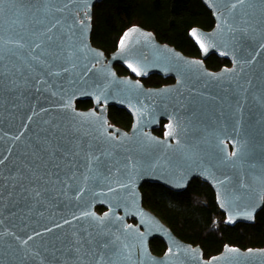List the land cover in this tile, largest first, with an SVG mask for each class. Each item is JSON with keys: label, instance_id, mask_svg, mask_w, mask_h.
Returning <instances> with one entry per match:
<instances>
[{"label": "water", "instance_id": "1", "mask_svg": "<svg viewBox=\"0 0 264 264\" xmlns=\"http://www.w3.org/2000/svg\"><path fill=\"white\" fill-rule=\"evenodd\" d=\"M102 1L0 0V264H264V247L227 244L205 257L141 191L183 192L201 180L227 225L255 224L264 208V0H202L215 25L190 30L200 57L140 25L107 55L92 43ZM212 55L230 65L208 68ZM152 75L174 82L148 87ZM111 107L131 115L129 130L112 123Z\"/></svg>", "mask_w": 264, "mask_h": 264}, {"label": "trees", "instance_id": "2", "mask_svg": "<svg viewBox=\"0 0 264 264\" xmlns=\"http://www.w3.org/2000/svg\"><path fill=\"white\" fill-rule=\"evenodd\" d=\"M133 25L153 31L157 39L169 43L192 57L201 53L189 33L194 27L210 30L215 25L211 11L202 0H104L94 8L92 43L107 55L113 53L123 33ZM208 68L219 70L230 65L217 55L206 61ZM120 75L129 72L116 66ZM148 87H160L174 82L173 78L152 75L143 79ZM91 101H79L77 107L89 109ZM112 123L129 130L133 119L124 109L111 107ZM164 134V123L155 131ZM144 204L158 215L183 241L200 245L205 257L219 254L229 244L241 248L264 247V208L255 224L239 223L229 226L226 216L216 202L212 187L201 180H194L187 190L175 192L163 185L146 183L142 186ZM99 211H104L100 207ZM158 255L166 251V244L159 239L151 243Z\"/></svg>", "mask_w": 264, "mask_h": 264}, {"label": "snow or ice", "instance_id": "3", "mask_svg": "<svg viewBox=\"0 0 264 264\" xmlns=\"http://www.w3.org/2000/svg\"><path fill=\"white\" fill-rule=\"evenodd\" d=\"M241 2H242V0H241ZM133 31H135V29L133 30ZM193 35H196V33L195 32H193ZM122 43V46H123V42H121ZM203 46V45H202ZM134 71L136 70V69H133Z\"/></svg>", "mask_w": 264, "mask_h": 264}, {"label": "rangeland", "instance_id": "4", "mask_svg": "<svg viewBox=\"0 0 264 264\" xmlns=\"http://www.w3.org/2000/svg\"><path fill=\"white\" fill-rule=\"evenodd\" d=\"M101 212V211H100Z\"/></svg>", "mask_w": 264, "mask_h": 264}]
</instances>
